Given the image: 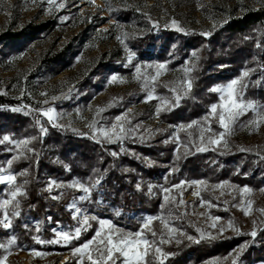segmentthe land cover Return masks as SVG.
I'll return each instance as SVG.
<instances>
[{
    "label": "trees",
    "instance_id": "trees-1",
    "mask_svg": "<svg viewBox=\"0 0 264 264\" xmlns=\"http://www.w3.org/2000/svg\"><path fill=\"white\" fill-rule=\"evenodd\" d=\"M103 2L118 27L129 29L126 44L137 61L165 63L174 71L182 68L186 60H192L194 51L197 53V67L192 73L195 77L194 87L189 95L181 99L178 107L159 114L165 124L177 126L203 119L209 106L218 101L217 94L209 89L238 78L248 68H255L257 71L248 80L245 99L264 104V71L261 70V66H264V8L238 16L230 15L210 31L211 35L205 37L196 30L177 31L171 26V21L158 23L157 27H153L152 22L155 21L140 13L127 0ZM110 8L113 10L109 11ZM52 28V21L40 22L17 34H2L0 41L5 40L7 46L21 38L30 43ZM257 44L261 47H257ZM73 51V46H68L60 53L45 58L33 78L38 77L42 84L45 79L54 77L58 73L55 70L56 65L61 63L62 66H68L64 65L69 63H66L65 57ZM106 67L113 72L122 71L118 65L116 67V64L108 61L95 66L93 75L97 77ZM42 69L46 72L42 73ZM257 81L260 83L257 84ZM86 85H92L90 78H85L79 87ZM91 96L92 93H88L85 101H89ZM171 100L174 101V94ZM27 101L23 100L24 104L29 105L30 102ZM18 104L20 102L0 95V138L9 135L12 139L19 140L38 135L34 124L35 113L25 115L28 110L17 112L3 109L5 106ZM44 124L49 130L42 142L37 141L31 145L35 153H29L30 159L21 160L12 168L16 173L24 169L29 173L26 177H18L21 184L25 179L28 180L27 197L21 198L20 217L14 220V227L10 232L0 229V242L6 243L9 236L15 235L20 248L25 249L14 248L13 251L67 253L92 236L96 220L90 221L91 227L69 246L41 245L33 241L32 237L36 235L43 240H51L54 236L52 230L58 226L70 229L79 225L67 207L80 192L67 188L49 192L46 184L50 180L69 183L79 179L88 183L90 178L103 175L102 183L92 190L90 200L85 201L84 215L109 220L116 227L132 232L139 230L144 217L168 214L160 207L163 203V187L192 180H206L211 183L229 181L255 189L264 187V160L260 159L264 151H240L242 147L234 144L229 145V151L219 148L211 150L214 147H209L208 151L197 152L192 148L191 154L186 157L185 151L179 150L181 159L177 161L174 145L164 143L159 136L144 142L129 140L123 145L102 144L87 136L51 127L46 122ZM12 147L8 143L0 144V165H4L14 155V151H6ZM112 151L121 154L113 157L110 154ZM173 167H178L179 170L169 176L168 173ZM3 188L4 186H0V192ZM54 195L60 198L54 200L51 198ZM173 213L176 217L175 224L179 223L180 227L187 224V234L197 239L200 237L185 220V216L175 210ZM37 227L39 232L36 231ZM155 227L157 229L156 222ZM238 229L243 234L234 232L222 239L206 238L200 243L183 238L179 244L173 242L161 245L170 254L165 264H201L212 258H224L244 244L248 246L235 258L237 264H263L264 225L258 229L254 238L247 235L249 231ZM4 254L6 253L0 250V256Z\"/></svg>",
    "mask_w": 264,
    "mask_h": 264
},
{
    "label": "rangeland",
    "instance_id": "rangeland-1",
    "mask_svg": "<svg viewBox=\"0 0 264 264\" xmlns=\"http://www.w3.org/2000/svg\"><path fill=\"white\" fill-rule=\"evenodd\" d=\"M127 1L136 7L140 13H147L155 22L165 23L175 20L184 30L199 32H210L230 15L238 16L248 11H259L264 8V0ZM64 3L66 7L60 10L53 8L49 13L50 6L46 0L44 2L36 0V3H33L32 0H0V36L2 34H17L29 26L33 27L40 24V22L52 21L53 23V28L50 31L30 43L21 38L19 41H14L10 46H7L5 40L0 41V93H6L0 95L8 97L14 102H20L16 106H5L3 109L12 111L13 108H21V111H29L41 107H54L57 112L63 114V118L59 121L62 126L55 128L74 134L83 133V135H78L89 138H92V130L88 125L94 119L99 122L100 126L110 128L116 122L115 118L117 116H122L127 112L129 119H131V126L139 125V130L134 137L125 139L123 143L129 140L144 142L149 138L159 136L162 137L164 143L168 141L167 143L174 145L175 150H177L179 144V150L185 151L183 144L191 145L192 138L197 137L195 140L196 146H201L198 139V127L194 126L192 129H187L181 128L182 125L187 124L167 125L156 114V108L160 105L161 100L172 101L173 93L169 91V88L179 85V78L184 75L182 69L186 62L182 68L174 71L166 65L167 71L158 77L155 84H150L148 89H143L141 87L142 82L135 79L137 75L135 66L140 65L143 73L155 75V66L161 63L137 61L136 57L131 64L128 63L125 50L126 38H124V44H122L117 40V37L122 36V33H128L129 29L118 27L116 21L109 16L107 6L103 0H94V4L91 0H64ZM61 17H68V19L62 22ZM104 29L108 30L103 31ZM68 46L74 48V51L69 55L67 53L65 57L66 63H69L64 65L69 67L62 66L61 63L57 64L55 70L58 73L49 80L45 79L42 84H40L38 77L33 78L34 73L36 74L45 58L60 53ZM18 47L23 48L18 50ZM127 49L130 51L129 45H127ZM108 61L116 64V67L118 65L122 71L113 72L109 67H106V70L103 69L97 77L93 75L92 70L95 66ZM149 65L152 67H147ZM61 67H63L62 70L59 69ZM45 72L42 69V73ZM113 75H116L118 79L110 83ZM85 78H90L92 85L79 87V84ZM21 89L25 91L23 97H21ZM70 89L72 91H69ZM148 91H152V94L159 99H153L145 103ZM45 92L47 97L41 95ZM90 92L92 96L86 102L87 94ZM62 93L67 94L68 98H61L54 102L51 100L52 96L60 97ZM216 94L219 96L218 93ZM45 99L49 101L48 105L43 104ZM23 100H28L30 104H24ZM98 108H103L105 111L97 114ZM119 110L121 111L119 112ZM253 118L251 112L241 117L234 125L233 132L227 136L228 147H219V149L229 151V145L234 144L245 149L264 151V125H261L258 131L254 127H247L249 121ZM198 121L203 122V119ZM43 122L47 123L46 119ZM213 126L217 132L222 131L218 128V125L214 124ZM73 129L77 131H73ZM206 135L208 134L206 133ZM177 136L179 141L175 140ZM141 137H144V139H141ZM209 147L216 148L215 145ZM6 151L11 152L9 149ZM48 184L49 181L46 188ZM214 185L221 186L213 188ZM244 186L247 185H239L229 181L219 183L207 181V186L183 185V199L187 202V208L183 205H173L171 223L180 229L183 228L182 230L187 233L185 229L187 224L183 227H180L179 223L175 224L176 217L173 213L175 210V212L185 216V220L190 223L197 235L203 232L216 236V239L225 238L234 233L228 227L229 221L236 228H242L249 232L254 230L253 221H255L257 232L264 225V214L258 211V209L264 208V191H261L264 187L255 189L248 186L252 189L251 192H241L239 189ZM193 191H199L200 196L194 197L192 195ZM180 192L181 189H173L171 195L179 198ZM82 194L80 192L79 195ZM162 194L164 195L163 192ZM201 197L205 201H210L213 206L208 207L207 204L201 206ZM76 198L69 205L75 203L77 207L82 209V215H84L85 201H79ZM249 201H251V204L248 203ZM69 205L67 208L73 217L74 212L69 208ZM242 209L247 210L249 215L245 216ZM163 217L168 219L169 213ZM212 217H220V220L214 221ZM96 222L95 230L90 239L100 227L98 220ZM156 223L157 230H161L163 225L159 221H156ZM213 223L217 227H212ZM79 226L70 229L58 226L54 229L72 231ZM221 227L225 229L222 235L219 232ZM197 229H200V232ZM164 231L167 235V230ZM107 232L108 229L105 227L104 234H107ZM172 235L180 240L185 238L178 236V234ZM54 238L53 236L52 239ZM173 242H175V239L171 243ZM54 245L66 247L61 244ZM73 248L67 253L41 252L44 253L42 256L34 255L32 251L22 252L16 250L8 257L6 264H77V257L71 255ZM238 251L239 249H236L231 255L229 254L224 258H212L201 264H229L236 258L235 254Z\"/></svg>",
    "mask_w": 264,
    "mask_h": 264
},
{
    "label": "snow or ice",
    "instance_id": "snow-or-ice-1",
    "mask_svg": "<svg viewBox=\"0 0 264 264\" xmlns=\"http://www.w3.org/2000/svg\"><path fill=\"white\" fill-rule=\"evenodd\" d=\"M33 3H36V0H32ZM44 2V0H41ZM47 4L50 6L48 9L51 13L52 9L60 10L66 7L64 0H46ZM94 4V0H91ZM113 9H109L112 11ZM147 15V13H144ZM62 22L66 21L68 17H61ZM91 19V18H89ZM226 22V21H225ZM153 27L158 26V22H152ZM166 27L168 25H165ZM171 26L175 27L177 31L183 32L184 29L181 28L177 21L172 20ZM104 29L103 31H107ZM188 34V33H185ZM129 34L122 33V36H118L122 44H124V38ZM202 36L211 35L210 32H201ZM257 47H261L260 44H257ZM125 50L127 52V61L129 64L135 58V54L127 49L125 44ZM192 61H186L185 66L182 71L184 73L183 77L179 78V85L176 87H170L169 91L174 94V101L161 100L160 105L156 108L157 117L161 112L170 111L174 107H178L181 99L189 95L195 84V77L192 75L197 65L195 60L198 58L197 53L194 51L192 53ZM127 66V65H126ZM152 67V66H147ZM156 74L149 75L141 71V66H135L136 77L138 81H141V87L143 89H148L149 85H154L158 77L167 71V66L164 63L158 64L155 66ZM261 70L264 71V66H261ZM255 68H248L241 72L238 78L232 79L226 85L214 86L209 89L212 93H218V101L209 106V110L205 117H203V122L200 121H191L187 125H182L181 128L192 129L194 126L199 128L198 139L200 141L199 147L196 146L195 140L197 137L192 138V144H183L185 148L184 156L191 154V149L195 148L197 152H204L210 150V145H215L216 148L219 147H228L227 136L233 132L234 125L240 120L241 117L247 115L251 112L254 116L252 120L249 121L247 127L259 130L261 125H264V104L257 103L254 100L245 99V92L248 88V80L251 75L256 72ZM118 79L116 75L111 77L110 83ZM257 84L260 81L256 82ZM69 91H72L70 89ZM6 94V93H0ZM25 95V91L21 89V97ZM42 96L47 97V93H41ZM67 99V94L62 93L60 97L52 96L51 100L54 102L58 99ZM153 99H159L152 94V91H148V94L145 98V103L150 102ZM44 105H48L49 101L45 99L43 101ZM111 106V105H110ZM27 107V106H24ZM21 108H13L12 111H21ZM105 111L103 108L97 109V114ZM130 111V110H129ZM35 112L36 116L34 118V124L37 128L38 135L25 137L23 139L14 140L11 137L5 135L0 138V144H11L13 147L9 151H14L15 155H12L4 165H0V185L4 186L3 191L0 192V229L5 232H10L14 227V220L19 218L21 215V198L27 197L26 185L28 180L25 179L21 184L18 182V177H26L29 173L27 169L20 171L19 173L13 172L12 168L15 163H18L21 160H27L31 157L29 153H35V149L31 146L34 142H42L43 138L48 133V127L45 126L44 120L46 119L47 124L51 127H61L59 121L63 118V114L56 111L54 107H41L37 109H30L28 112H25V115H30ZM116 122H114L111 127L100 126L99 122L95 119L88 127L92 130V138L95 139L98 143H119L123 145V141L128 138L135 136V133L139 130V125L131 126V119H129L128 113L122 114V116H117ZM214 124L218 125L219 129L222 131L217 132ZM73 131H77L73 129ZM206 133L208 135H206ZM82 134L83 133H78ZM191 135V134H190ZM144 139V137H141ZM176 141H179V137H175ZM166 143L168 141H165ZM183 143V142H180ZM212 148L211 150H216ZM176 160L179 161L181 156L179 154V144L177 147ZM240 151H251L250 149L241 148ZM121 152H123V147H121ZM113 157H118L121 153L112 151L110 153ZM259 155V153H258ZM261 160H264V155L260 156ZM178 167H173L170 169L168 175H172L178 171ZM127 171V169H125ZM103 181V175H98L94 179L90 178V182L85 183L79 179H74L69 183L49 181L47 190L49 192L54 189H74L78 192L83 193L79 195L76 199L79 201L90 200L91 193L96 186L100 185ZM226 183V182H225ZM205 185L207 186V181L204 180H194V181H181L180 184L172 185L171 187H163V203L161 204V209L169 213V218L165 219L163 216H147L144 217L140 222L139 230L132 232L126 231L117 228L112 224L111 221L105 219H99L96 216L82 215V209L77 207L75 203L69 205V208L74 212L73 218L78 220L79 227H76L72 231H63L53 229L54 239L43 240L39 235L33 236L32 239L37 244H61L62 246L70 245L74 240L80 239L83 232H86L90 227V221L98 220L100 225L99 229L96 230L95 235L87 240L85 243L78 247L72 249L71 255L77 257V264H165V260L170 255L167 253L161 245L171 243L173 239L179 244L181 241L179 238L172 234H178L180 237H185L193 243H200L203 239H216V236L211 234H205L201 232L200 237L197 239L193 236L188 235L182 229L176 227L171 223L172 219V206H185L187 208V202L183 199V185ZM221 185H214L213 188H218ZM139 189V185H137ZM173 189H181L180 196L177 198L174 195H171ZM241 192H251L252 189L248 186H244L239 189ZM149 191H151V186H149ZM264 191V189H261ZM192 195L194 197H199V191H193ZM52 199H59V196H52ZM251 204V201L248 202ZM207 204L208 207H212L210 201H205L201 197V206ZM235 206V205H234ZM244 215L248 216L249 212L244 210ZM261 214H264V208L258 209ZM186 214V213H185ZM179 218V217H177ZM51 219V218H49ZM214 221H219L220 217H212ZM159 221L163 228L157 230L155 227V222ZM107 227L108 232L104 234V229ZM212 227H217L213 223ZM228 227L231 228L237 234L240 233L239 229L236 228L231 221L228 222ZM256 222L253 221L254 230L247 235L256 236ZM164 230H167V235ZM37 232L40 231L39 227L36 229ZM200 232V229H197ZM225 229L221 227L219 229L220 234L222 235ZM248 245H241L239 251L236 252V257L238 258L240 254L246 249ZM17 248L19 250H25L20 248L18 245L17 237L11 235L7 238V242H0V250H3L6 254L0 256V264H6L8 257L13 254V249ZM34 255L42 256L44 253L36 252L31 250ZM231 255V254H230ZM232 264H237V259H233Z\"/></svg>",
    "mask_w": 264,
    "mask_h": 264
}]
</instances>
